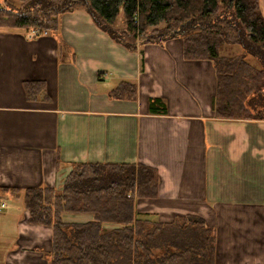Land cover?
I'll return each instance as SVG.
<instances>
[{"label": "crops", "instance_id": "crops-1", "mask_svg": "<svg viewBox=\"0 0 264 264\" xmlns=\"http://www.w3.org/2000/svg\"><path fill=\"white\" fill-rule=\"evenodd\" d=\"M25 82L42 92L27 97ZM215 92L212 63L184 59L180 39L128 51L81 10L54 33L0 28V189L56 188L77 163L140 164L158 176L157 198L135 200L141 218L193 216L214 264H264V120L216 117ZM8 190L0 204H21ZM27 216L15 237L0 217V264H46L51 228Z\"/></svg>", "mask_w": 264, "mask_h": 264}, {"label": "trees", "instance_id": "trees-1", "mask_svg": "<svg viewBox=\"0 0 264 264\" xmlns=\"http://www.w3.org/2000/svg\"><path fill=\"white\" fill-rule=\"evenodd\" d=\"M10 1L0 0V27L8 30L54 33L60 16L81 10L128 51L180 39L184 59L213 65L216 117L264 120V17L258 0H21L19 9ZM229 48L237 52L223 54ZM128 85L133 88L130 83L121 88ZM24 89L30 98L43 85L25 82ZM149 105L152 110L160 103L153 99ZM157 184L158 176L149 167L100 162L71 165L56 188L3 190L21 202L29 224L51 228L50 250L43 254L46 264H214L213 233L200 221L195 224L210 235L207 246L194 256L191 242L176 238L179 229L189 226L152 223L135 212L136 199L157 198ZM65 215L90 219L68 223ZM149 225L158 233H174V240L156 245L152 233L153 244L147 234L141 238Z\"/></svg>", "mask_w": 264, "mask_h": 264}, {"label": "rangeland", "instance_id": "rangeland-1", "mask_svg": "<svg viewBox=\"0 0 264 264\" xmlns=\"http://www.w3.org/2000/svg\"><path fill=\"white\" fill-rule=\"evenodd\" d=\"M8 4H10L11 7L14 8V9H19V8L22 7V5L24 3L21 0H12ZM0 28L4 29V27H0ZM233 49H237V48H229L227 51H223V54H225V55L234 54V52L232 51ZM230 94H231V92H229V91L227 92L226 91V96H230ZM226 102L231 103V101H226ZM241 102L243 103V102H246V101H241ZM252 113H254V112H252ZM4 202H5L4 203V207L0 210V217L5 216L8 219L3 221L4 225L1 226V229L2 230L9 229L10 232H11V236H13L15 231H16L15 219L13 217H14V215L17 214L19 209H22V206H21V204H18L17 202H14L13 200H11L9 197L6 198L4 200ZM68 217L69 216L65 215V216H63V219L66 222L70 223L69 222L70 220H69ZM75 220H77V219H75ZM8 221H9V225H8ZM158 221H160V219H158L157 217L156 218L153 217L152 222H158ZM195 221H200L201 222L200 226L204 225L205 227H207L205 225V222H203L202 220H198V219H196L193 216L175 217V218L172 219V223H175L176 225H180L182 227L189 226L187 228H183V231H182V229H179L178 233H176V234L180 235V236L176 235V238L180 239V240H177L179 242H186L187 243V241H190L191 244H192L191 245L189 243L191 245V248H192V250L190 252L194 256H195V253L202 252L203 248L205 246H207V243H206V239L207 238L206 237H208V235H210V233L202 232L198 228V225L195 224ZM210 229L211 228H209V230ZM151 233L153 234V236L155 235V237H156V239H155V241L157 242L156 245H159L160 242H162V241H165L166 244L169 245L170 244L169 241L172 240L174 238V236H175V234L171 233L170 231L169 232L158 233V232L155 231V227L153 225H151V226L149 225L147 227V229L144 232L141 233L140 237L145 239V235L147 234L148 237H149L151 235ZM13 237H15V235ZM4 238H6V236H5L4 232H3L1 237H0V239H4ZM146 240L150 241V243L153 244L152 243V239H150V237H149V239H146ZM163 246L165 247L164 244H163ZM3 249L5 250V247ZM175 251L176 250H174V249L171 250L172 253L175 252ZM39 252H41V251H39ZM156 255H159V254H156ZM43 258H44V256H43ZM44 260H45V258H44Z\"/></svg>", "mask_w": 264, "mask_h": 264}, {"label": "built area", "instance_id": "built-area-1", "mask_svg": "<svg viewBox=\"0 0 264 264\" xmlns=\"http://www.w3.org/2000/svg\"><path fill=\"white\" fill-rule=\"evenodd\" d=\"M4 207V204H0V210Z\"/></svg>", "mask_w": 264, "mask_h": 264}]
</instances>
